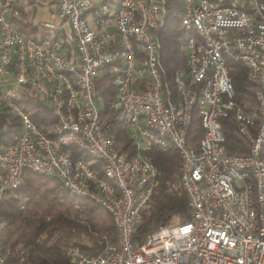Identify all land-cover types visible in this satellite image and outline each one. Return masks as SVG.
I'll list each match as a JSON object with an SVG mask.
<instances>
[{
  "label": "built area",
  "instance_id": "obj_1",
  "mask_svg": "<svg viewBox=\"0 0 264 264\" xmlns=\"http://www.w3.org/2000/svg\"><path fill=\"white\" fill-rule=\"evenodd\" d=\"M186 69L164 82L158 30L166 0H52L49 32L24 33L14 0H0V107L20 123L0 148V201L25 170L56 175L75 198H90L112 216L116 239L91 253L67 247L70 264H264V0H179ZM244 66L254 102L234 98L230 70ZM114 66L111 107L138 151L116 146L95 100L93 80ZM32 89L56 122L36 124L18 101ZM203 133L187 141L194 112ZM232 114L246 153L228 152L222 118ZM174 147L188 220L168 223L144 242L132 239L158 184L141 150ZM72 148L100 161V170ZM22 206V205H21ZM75 206L77 204L75 203ZM7 220L0 217V232ZM10 250L0 240V264Z\"/></svg>",
  "mask_w": 264,
  "mask_h": 264
},
{
  "label": "trees",
  "instance_id": "obj_2",
  "mask_svg": "<svg viewBox=\"0 0 264 264\" xmlns=\"http://www.w3.org/2000/svg\"><path fill=\"white\" fill-rule=\"evenodd\" d=\"M180 7L179 0H166L165 23L158 30L160 63L172 99L177 93L174 75L186 69ZM13 8L17 14L12 19L22 32L33 34L39 31L40 35L49 32L40 28L39 22H32L29 10L22 2L14 0ZM115 72L114 66H108L94 78V97L101 119L109 122L116 146L130 157L138 148L128 131L116 120V112L111 107ZM230 75L235 100L239 103L254 102V88L247 79L244 66L234 62ZM262 90L264 94V83ZM18 101L36 124L45 127L55 124L56 118L50 106L32 89H25ZM221 121L225 149L234 153L248 152V143L239 134L232 114L229 113ZM19 131L20 123L16 116L1 106L0 148L12 142ZM202 133L203 128L195 111L188 130V143L196 145ZM141 152L157 167L158 184L149 206L142 209V219L132 236L138 242H144L147 235L158 229L164 220L168 224L173 217L182 221L188 220L191 215L187 196L179 183L180 159L174 147L162 150L151 145ZM71 154L87 160L91 167L100 170V161L90 155L74 148ZM0 217L7 220L6 227L0 232L3 247L10 250L5 264H70L67 247L77 245L87 252L96 253L102 248L104 237L111 241L116 239L112 216L103 206L90 198H75L56 175H42L31 170L24 171L22 182L14 191L4 193L0 201Z\"/></svg>",
  "mask_w": 264,
  "mask_h": 264
},
{
  "label": "rangeland",
  "instance_id": "obj_3",
  "mask_svg": "<svg viewBox=\"0 0 264 264\" xmlns=\"http://www.w3.org/2000/svg\"><path fill=\"white\" fill-rule=\"evenodd\" d=\"M18 1L22 2L25 5V8L29 10L30 18L32 22H40L43 20H47L51 17L52 5L50 3V0H32V1L31 0H18ZM150 201L151 200H149L145 204L144 208L149 206ZM178 221H181V220L178 219L177 217H173L169 221V224L176 223Z\"/></svg>",
  "mask_w": 264,
  "mask_h": 264
},
{
  "label": "water",
  "instance_id": "obj_4",
  "mask_svg": "<svg viewBox=\"0 0 264 264\" xmlns=\"http://www.w3.org/2000/svg\"><path fill=\"white\" fill-rule=\"evenodd\" d=\"M165 224V220L161 223V226H163Z\"/></svg>",
  "mask_w": 264,
  "mask_h": 264
},
{
  "label": "crops",
  "instance_id": "obj_5",
  "mask_svg": "<svg viewBox=\"0 0 264 264\" xmlns=\"http://www.w3.org/2000/svg\"><path fill=\"white\" fill-rule=\"evenodd\" d=\"M50 3H51V5H52V0H50Z\"/></svg>",
  "mask_w": 264,
  "mask_h": 264
}]
</instances>
